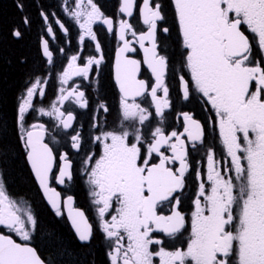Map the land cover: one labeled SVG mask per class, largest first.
Here are the masks:
<instances>
[{
    "label": "snow or ice",
    "instance_id": "snow-or-ice-1",
    "mask_svg": "<svg viewBox=\"0 0 264 264\" xmlns=\"http://www.w3.org/2000/svg\"><path fill=\"white\" fill-rule=\"evenodd\" d=\"M182 49L183 68L189 79L180 76L183 97L191 91L210 106L219 130L220 141L230 164L224 171L217 167L214 153L207 154V181L198 185L190 211L181 209V193L185 188L187 147L183 137L199 141L204 136L200 121L190 113H182L183 132L171 133L156 127L146 140L140 127L151 115L136 100L150 93L155 112L163 116L170 107L169 88L165 83L169 58L162 54L158 34L166 20L160 0H122L119 11L131 17L139 7L146 31L137 32L127 20L119 22V40L114 79L120 93L122 123L119 130L102 131L94 137L100 151L84 160L90 195L98 206L100 227L112 242L110 264H264V0H170ZM22 9L23 5L18 4ZM69 14L85 36L96 39L92 25L102 21L113 28L94 0H76ZM28 23L27 18L24 19ZM63 27V25H61ZM51 31V28H49ZM132 39H128V34ZM20 37L21 32L13 31ZM143 52L136 59L133 44ZM99 51L100 45L96 44ZM254 49L260 52L257 58ZM44 55L51 62L48 42ZM103 55L90 56L83 66L78 56L71 57L60 79L67 84L73 76L87 77L93 65H100ZM150 70L154 82L141 79L142 66ZM39 78L27 89L19 104V139L26 159L52 207L60 214V194L49 186L53 169L59 167L55 179L60 184L72 179V162L66 153L59 157L45 142L47 129L34 123L25 127V113L31 108ZM162 91L163 95H158ZM61 89L58 103L74 98L87 106L83 91ZM41 94H43L41 90ZM105 112L107 106L100 105ZM41 113L55 117L64 129L73 125L72 112L65 113L56 103L52 110ZM130 123L131 130L123 126ZM72 147L80 149L79 132L71 137ZM170 152V154H166ZM59 160V163H58ZM179 167H176V163ZM199 177V173H197ZM72 197L66 203L72 226L82 242L93 236L92 225L85 213L72 210ZM167 207V212H165ZM106 215L110 219H106ZM0 264H54L42 258L32 244L37 219L30 208L22 209L7 194L0 181ZM157 233L182 240L183 247L168 248ZM18 237L17 238H14Z\"/></svg>",
    "mask_w": 264,
    "mask_h": 264
},
{
    "label": "flooded vegetation",
    "instance_id": "flooded-vegetation-1",
    "mask_svg": "<svg viewBox=\"0 0 264 264\" xmlns=\"http://www.w3.org/2000/svg\"><path fill=\"white\" fill-rule=\"evenodd\" d=\"M15 2L17 5L21 4L17 0ZM94 2L104 16L113 21L111 30L102 21H97L92 25L93 32L96 34L95 40L90 36H85L83 41L80 39L83 30L79 27V23L76 22L75 18L69 14V10L75 9L76 0H49V2L45 3L44 9L42 7L38 8V24L40 26L38 29V47L40 56L44 61L43 68L45 69L37 77L40 80V84L34 93L35 97L36 100L41 98L47 101L50 108L49 111L52 110L53 103H56L57 107L65 113L72 112L75 119L71 128L64 129L59 125L55 117L36 118L31 110V112L26 113L24 123L26 126L34 123L44 124L47 129L46 143H49V146L53 148L54 153L58 157L64 153L68 155L69 160L72 162V179L66 178L65 182L60 184L55 179V175L59 173V167L53 169L54 174L50 178L51 187L59 191L62 199L59 215H63L66 219L63 204L67 197L71 196L74 207L81 209L85 213L88 222L92 225V238L99 240L108 255L112 242L106 237L100 227L101 221L98 216V206L95 205L94 198L90 195L91 187L88 184L84 160L93 153L97 156L99 155L100 148L94 140L96 135H99L102 131L119 130L122 123L120 93L114 79L116 53L122 44L119 40V22L120 20H127L137 32L146 31V26L143 25L139 15V7L134 9L133 15L129 17L119 11L122 0H94ZM160 2L164 7L166 16V20L161 22V28L168 27L170 29L167 34L163 32L158 34L162 54L169 58L165 83L169 88L170 107L164 109L163 116H159L155 112V105L151 100L150 93L144 97H138L136 102L147 108L151 115L144 125L140 126L137 124L136 126L141 128L145 139L150 141L151 133L156 127H162L166 134L171 133L173 130L183 132L184 120L182 113H190L196 120L200 121L204 129V136L201 140H188L186 134L183 137L187 147L189 170L186 173L185 188L180 195L182 201L181 209L188 212L191 208V202L195 198L199 183L203 181L206 186L210 184L207 181L208 151L211 150L214 153L217 167L221 171H224L226 166L230 164V158L227 157L226 150L220 141L219 130L210 106H206L203 103V98L195 91H191L187 99L183 97L180 76L184 75L185 79H189V77L183 68L182 49L178 44L174 13L170 0H160ZM136 3L139 6L141 0H136ZM19 9L22 10L20 7ZM43 14L46 15L47 21L44 20ZM25 18H27L28 23L24 22ZM23 22L25 27L30 26L27 15L23 16ZM58 22L63 24L66 33L59 27ZM48 28H51L52 36L49 35ZM17 29V27L14 28V30ZM127 38L132 39L130 33ZM43 39L48 42L49 51L52 53L51 62H49L48 57L43 55L41 48ZM97 43L100 45L99 51L96 48ZM133 46L137 48V52L130 55H133L136 59H142L143 52L139 49V45L134 43ZM254 52L256 57L259 58L260 52L256 49H254ZM74 55L78 56L77 64L80 66H83L90 56L99 57L103 55L104 59L100 65L92 66L87 77L73 76L67 84H64L60 77ZM140 78L154 82V78L146 65L142 66ZM34 81L35 79L32 82ZM73 88L84 92L87 100L86 107H81L74 98L64 101L63 105L58 103L61 89H64V94H67V91ZM41 90L43 94H41ZM158 95L162 96V91H159ZM101 104L107 106V112L100 108ZM123 126L131 130L129 122L123 121ZM77 132H79L81 137L80 149L72 147L71 137ZM166 154H170V152ZM175 166L179 167V163L177 162ZM197 173H199V177ZM165 212H167V207H165ZM105 218L110 219V216L106 215ZM2 231L8 233L9 230L5 229ZM157 236L164 241L165 247H183L185 245L181 241L186 240L187 233H184V236L179 239L168 237L163 233H157ZM108 260L110 264L109 256Z\"/></svg>",
    "mask_w": 264,
    "mask_h": 264
},
{
    "label": "trees",
    "instance_id": "trees-1",
    "mask_svg": "<svg viewBox=\"0 0 264 264\" xmlns=\"http://www.w3.org/2000/svg\"><path fill=\"white\" fill-rule=\"evenodd\" d=\"M15 1L0 0V178L10 198L23 201L36 217L32 244L42 258L54 264H109L97 238L80 243L65 217L49 209L27 165L19 139L18 108L28 86L45 69L38 47V8L44 9L49 0H17L22 10ZM16 27L19 38L12 34Z\"/></svg>",
    "mask_w": 264,
    "mask_h": 264
},
{
    "label": "water",
    "instance_id": "water-1",
    "mask_svg": "<svg viewBox=\"0 0 264 264\" xmlns=\"http://www.w3.org/2000/svg\"><path fill=\"white\" fill-rule=\"evenodd\" d=\"M43 18H44L45 21H47V17H46L45 14H43ZM58 24H59V27L62 29V31H63L64 33H66V29H65V27H64V26L61 27V25H63V24H62L61 22H58ZM48 33H49L50 36H52V31H49V28H48ZM44 41H46V40L43 39L42 42H41V48H42L43 55H44V51H43V44H44ZM44 56H45V55H44ZM45 57H47V56H45ZM45 139H46V135H45ZM45 142H46V141H45ZM26 161H27V159H26ZM27 164H28V166H29V169H30V171H31V173H32V176H33V178H34V180H35V182H36V184H37V186H38V188H39V190H40V193H41V195H42L44 201L46 202V204L48 205V207L50 208L51 211H56V209H54V208L52 207L51 203L49 202L47 196H46L45 193H44V190L40 187L38 181L36 180L35 175H34V173L32 172V170H31V166H30V164L28 163V161H27ZM49 186L51 187V185H50V180H49ZM51 188H53V187H51ZM54 189H55V188H54ZM55 190H56V192L59 193V191H58L57 189H55ZM59 194H60V193H59ZM66 201H67V199L64 201V204H63V205H64V211H65L66 219H67V221H68V223H69V225H70L72 231L74 232V234H75L77 240H78L80 243H88L90 240L87 241V242H82V241H80V240L78 239V236H77V234H76V232H75V230H74V228H73V226H72L71 219H70V217H69V211H70V208H69L68 204L66 203ZM59 204H60V207H61V205H62L61 195H60V197H59ZM71 209H72V210H80V211H82L81 209H79V208H75V207H74V202H73V200H72V203H71ZM85 216H86V215H85ZM86 218H87V217H86ZM0 227H1V228H5L4 226H0ZM5 229H6V228H5Z\"/></svg>",
    "mask_w": 264,
    "mask_h": 264
},
{
    "label": "rangeland",
    "instance_id": "rangeland-1",
    "mask_svg": "<svg viewBox=\"0 0 264 264\" xmlns=\"http://www.w3.org/2000/svg\"><path fill=\"white\" fill-rule=\"evenodd\" d=\"M35 82H36V80L34 82H32L28 86V88L31 87L32 84L35 83ZM27 89H26V91L24 92V94H23V96L21 98V102L27 95ZM32 105L33 106L31 108H29L26 113H28L29 111L31 112V110H32L34 112L33 116H35L36 118H40V117H44L45 118L46 116H48V115H45V114L41 113V111H40V109H44L45 112L49 111L50 108H49V105H48L47 101H45V100H43L41 98H37V100H36V97H35V94H34L33 95V99H32ZM26 113H25V115H26ZM25 127H28V126L25 125ZM0 181H2L1 178H0ZM12 199L15 200L17 202V204L22 209L29 208L23 201L18 200V199H14V198H12Z\"/></svg>",
    "mask_w": 264,
    "mask_h": 264
}]
</instances>
